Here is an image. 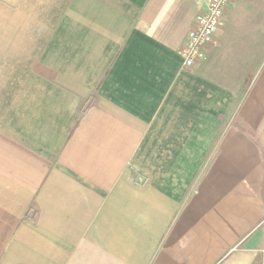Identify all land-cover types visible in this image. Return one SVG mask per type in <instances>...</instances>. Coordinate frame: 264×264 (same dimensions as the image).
<instances>
[{
  "label": "crops",
  "instance_id": "0c3cea01",
  "mask_svg": "<svg viewBox=\"0 0 264 264\" xmlns=\"http://www.w3.org/2000/svg\"><path fill=\"white\" fill-rule=\"evenodd\" d=\"M206 2L0 0V264H264V0L184 69Z\"/></svg>",
  "mask_w": 264,
  "mask_h": 264
},
{
  "label": "built area",
  "instance_id": "2783aa9c",
  "mask_svg": "<svg viewBox=\"0 0 264 264\" xmlns=\"http://www.w3.org/2000/svg\"><path fill=\"white\" fill-rule=\"evenodd\" d=\"M233 0H207L205 10L196 17L192 30L180 51L182 68L193 69L202 60L203 53L213 43V37L221 25L223 13Z\"/></svg>",
  "mask_w": 264,
  "mask_h": 264
},
{
  "label": "rangeland",
  "instance_id": "374dc122",
  "mask_svg": "<svg viewBox=\"0 0 264 264\" xmlns=\"http://www.w3.org/2000/svg\"><path fill=\"white\" fill-rule=\"evenodd\" d=\"M28 9H29V12H34L35 11V6H28ZM37 11H40V6H38V10ZM42 12H44V14H46V15H48L50 17L52 15L51 6L48 5V6L42 7ZM54 13H56V12H54ZM58 14H59V16L61 15V17L67 18V7H66V5H63V4H60L59 5V12H58ZM64 22H66V21L65 20H61L60 27H62V24ZM39 24L41 26V22H39ZM29 28H31L32 30H36L37 29V28H35L34 21H31L30 19L28 21V30H31ZM65 39L67 40V38H65ZM28 40H30V37L29 36H28ZM63 41H65L64 38H63Z\"/></svg>",
  "mask_w": 264,
  "mask_h": 264
}]
</instances>
